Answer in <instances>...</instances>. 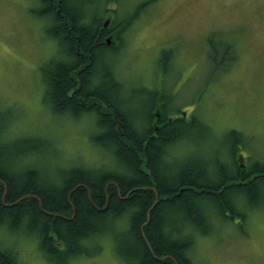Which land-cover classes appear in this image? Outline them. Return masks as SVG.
<instances>
[{
	"label": "trees",
	"instance_id": "16d2710c",
	"mask_svg": "<svg viewBox=\"0 0 264 264\" xmlns=\"http://www.w3.org/2000/svg\"><path fill=\"white\" fill-rule=\"evenodd\" d=\"M41 1L36 14L46 20L45 37L61 54L43 66L45 100L54 114L97 118L88 147L98 162L75 158L58 168L56 179L49 178L33 159L46 150L60 162L62 154L54 156L49 138L36 149L24 143L20 149L8 146L24 140L8 134L10 112L0 106V231L35 239L53 264H69L88 253V242L109 236L126 264H192L189 252L195 233H207L208 208L225 216L226 207L233 211L225 197L229 189L244 194L248 204L263 197L258 187L264 163H255L248 142L240 145L232 132L234 165L230 172L222 166L215 176L219 181L213 182L205 163L220 137L204 135L192 148L190 135L208 129L201 117L168 107L164 90L142 89L152 96L151 104L141 110L127 107L122 97L132 89L117 57L124 33L142 10L121 18V1L114 0L118 8L112 23V0ZM109 33H117L115 45L107 43ZM218 54L216 48L211 60L220 66ZM15 251L0 249V264H22Z\"/></svg>",
	"mask_w": 264,
	"mask_h": 264
},
{
	"label": "rangeland",
	"instance_id": "374dc122",
	"mask_svg": "<svg viewBox=\"0 0 264 264\" xmlns=\"http://www.w3.org/2000/svg\"><path fill=\"white\" fill-rule=\"evenodd\" d=\"M119 1L121 18L142 10L124 33L125 45L117 57L121 76L132 89L122 97L127 107L141 110L151 104L152 96L142 89L164 90L170 97L168 107L201 117L208 129L190 135L192 148L196 150L204 135L220 137L205 163L213 182L219 181L215 176L222 166L230 172L234 165L233 142L226 139L232 132L238 134L240 145L248 142L255 163H264V0ZM40 8L41 0H0V106L10 112L8 134L24 140L9 141L8 146L20 149L24 143L36 149L49 138L54 156L62 154L65 160L60 162L46 150L33 159L56 179L58 168L75 158L98 162L91 156L97 155L95 150L88 147L98 121L93 115L75 120L54 114L46 102L43 66L61 54L45 37L46 20L36 14ZM116 8L112 0V23ZM233 43L235 49L228 48ZM216 48L220 66L211 60ZM258 192L263 197L248 204L244 194L230 191L233 211L226 207V216L214 206L208 208L207 233H195L189 252L192 264H264V182ZM7 248L19 251L22 264H53L35 239L20 233L0 231V249ZM86 248L88 253L69 264H126L110 236L90 241Z\"/></svg>",
	"mask_w": 264,
	"mask_h": 264
},
{
	"label": "snow or ice",
	"instance_id": "6c2138e0",
	"mask_svg": "<svg viewBox=\"0 0 264 264\" xmlns=\"http://www.w3.org/2000/svg\"><path fill=\"white\" fill-rule=\"evenodd\" d=\"M67 3V0H65V4ZM64 5H62L63 7ZM226 139H231V137H227ZM232 191L231 189H229L228 191L225 192V197L228 196V192Z\"/></svg>",
	"mask_w": 264,
	"mask_h": 264
},
{
	"label": "flooded vegetation",
	"instance_id": "af4514ba",
	"mask_svg": "<svg viewBox=\"0 0 264 264\" xmlns=\"http://www.w3.org/2000/svg\"><path fill=\"white\" fill-rule=\"evenodd\" d=\"M110 36H112V37H114V34L113 33H109V35H108V40H109V38H111Z\"/></svg>",
	"mask_w": 264,
	"mask_h": 264
}]
</instances>
